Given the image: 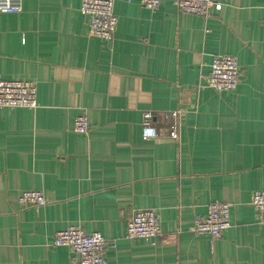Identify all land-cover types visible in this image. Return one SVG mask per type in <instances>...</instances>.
<instances>
[{
	"label": "crops",
	"instance_id": "crops-1",
	"mask_svg": "<svg viewBox=\"0 0 264 264\" xmlns=\"http://www.w3.org/2000/svg\"><path fill=\"white\" fill-rule=\"evenodd\" d=\"M206 17L171 0L156 10L113 0L111 44L91 37L81 0H22L0 12V76L29 80L35 109L0 108V264H77L57 231L78 225L108 242L107 264H264V0H212ZM240 67L234 91L204 87L215 55ZM180 111L178 139L168 137ZM84 112L86 134L72 129ZM158 136L143 139L144 114ZM27 189L47 204L20 205ZM213 201L231 225L210 241L192 230ZM162 236L127 239L136 209Z\"/></svg>",
	"mask_w": 264,
	"mask_h": 264
},
{
	"label": "built area",
	"instance_id": "built-area-1",
	"mask_svg": "<svg viewBox=\"0 0 264 264\" xmlns=\"http://www.w3.org/2000/svg\"><path fill=\"white\" fill-rule=\"evenodd\" d=\"M181 12L206 17L212 0H171ZM161 0H140L143 7L156 10ZM22 11V0H0V12L18 13ZM80 11L87 19V30L91 37L99 38L108 44L114 40L117 16L113 10V0H81ZM204 87L216 92L234 91L240 81V67L235 56L230 54L215 55L210 63V71L202 77ZM37 89L29 80H9L0 76V108L35 109ZM165 119H171L168 137L178 139L180 111L165 113ZM151 113L144 114L141 125L143 139L158 136L157 129L151 122ZM72 129L76 133L86 134L89 120L84 112H79L73 119ZM20 205L44 206L47 204L42 190L27 189L17 197ZM251 204L256 211V218L264 224V189L256 190L251 195ZM231 225L230 205L227 202L213 201L207 205L204 215H195L192 230L206 235L212 242L220 238ZM162 236L158 215L155 209L134 210L127 219L125 237L127 239H154ZM53 244L68 246L77 264H107L105 252L108 247L106 238L99 232L85 233L78 225H68L56 232Z\"/></svg>",
	"mask_w": 264,
	"mask_h": 264
}]
</instances>
